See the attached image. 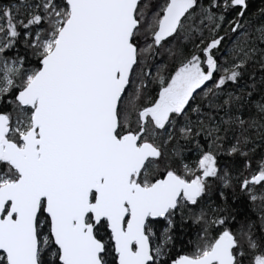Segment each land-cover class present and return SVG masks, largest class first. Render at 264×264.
<instances>
[{
  "label": "snow or ice",
  "instance_id": "snow-or-ice-1",
  "mask_svg": "<svg viewBox=\"0 0 264 264\" xmlns=\"http://www.w3.org/2000/svg\"><path fill=\"white\" fill-rule=\"evenodd\" d=\"M0 264H264V0H0Z\"/></svg>",
  "mask_w": 264,
  "mask_h": 264
},
{
  "label": "trees",
  "instance_id": "trees-1",
  "mask_svg": "<svg viewBox=\"0 0 264 264\" xmlns=\"http://www.w3.org/2000/svg\"><path fill=\"white\" fill-rule=\"evenodd\" d=\"M262 2V0H255V3L259 5Z\"/></svg>",
  "mask_w": 264,
  "mask_h": 264
}]
</instances>
